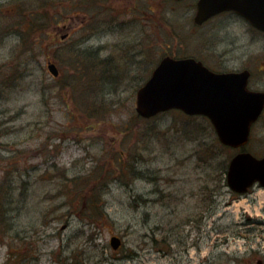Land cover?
<instances>
[{"label": "rangeland", "instance_id": "rangeland-1", "mask_svg": "<svg viewBox=\"0 0 264 264\" xmlns=\"http://www.w3.org/2000/svg\"><path fill=\"white\" fill-rule=\"evenodd\" d=\"M43 1L0 0V264H257L264 188H228L235 151L205 117L135 104L164 56L248 69L264 92V34L234 13L195 28V0H119L133 8L111 24L58 28ZM246 151L264 157V114Z\"/></svg>", "mask_w": 264, "mask_h": 264}, {"label": "water", "instance_id": "water-1", "mask_svg": "<svg viewBox=\"0 0 264 264\" xmlns=\"http://www.w3.org/2000/svg\"><path fill=\"white\" fill-rule=\"evenodd\" d=\"M228 11L264 33V0H198L194 21L202 24ZM48 70L54 77L59 74L54 64H49ZM249 76L246 70L215 73L193 59L166 57L137 90L135 110L146 119L171 109L206 116L223 145L241 148L264 109V92L248 90ZM226 183L238 194H245L255 183L264 187V157L256 158L248 152L236 154L229 162ZM110 245L117 250L120 238L113 236Z\"/></svg>", "mask_w": 264, "mask_h": 264}, {"label": "flooded vegetation", "instance_id": "flooded-vegetation-1", "mask_svg": "<svg viewBox=\"0 0 264 264\" xmlns=\"http://www.w3.org/2000/svg\"><path fill=\"white\" fill-rule=\"evenodd\" d=\"M64 0H55V2H49V1H46L44 0L43 1V8L45 7V9H43L45 12L46 10L50 9L52 6H55L58 7L57 9V14L56 16L53 18L52 20V24L54 27H62L61 25V22L64 21V20H67V21H70L71 19H74L75 18V21L76 22H79L80 21V25L78 26H84V27H87V26H91V25H96L97 24H111L113 23L114 21L110 19L111 17V13H115V12H125V11H130V9H132V4L131 6L130 5H127L125 3H120L119 0H66V1H70V3H68L67 5H64ZM173 2H176V3H181L182 1L184 0H172ZM197 3H198V0H195V13L193 15V25L195 26V28H200L202 27L204 24H206L207 22H209L210 20H212L213 18L217 17H213L209 20H207L206 22L198 25L194 22V16L196 14V11H197ZM79 4H84V5H87L85 8H86V14H83L82 15V18L79 17L78 14L74 15V16H64L63 14V11L69 9V7H71L72 10L76 9V8H79ZM25 9V8H24ZM19 10V11H15L16 8L12 7L11 10H8V12H10L11 14H14L15 12H24L23 10ZM88 10V11H87ZM108 14V16H107ZM225 14V13H223ZM222 15V14H220ZM219 16V15H218ZM97 19V20H95ZM30 23V17H26L24 19H19L18 20V24L20 25H29ZM46 24V23H45ZM47 25V24H46ZM165 57H169L171 59H174V60H184V59H193L195 60L196 62H200L202 63L204 66H206L208 69H210L211 71H213L210 67H208L202 60L200 59H196L194 57H179V58H176V57H171V56H164L160 59V61L165 58ZM159 61V62H160ZM158 62V64H159ZM157 64V65H158ZM156 65V66H157ZM155 66V67H156ZM155 69V68H154ZM153 69V70H154ZM152 70V71H153ZM244 70H248V69H243V70H238V71H232V72H241V71H244ZM216 72V71H214ZM152 73V72H151ZM251 72H250V77H249V84H250V78H251ZM264 113V112H263ZM260 188L259 185H254L252 188L249 189V191L253 190L254 188ZM205 212H201L199 213V215L197 217L194 218V223H193V229H196V227L198 228V232L199 234H201V228L203 227V222L205 221ZM198 225V226H197ZM157 242V241H156ZM254 249H252V252H253ZM260 249H257V251H259ZM261 258H256L255 261L257 262V264H264V255L262 256H259Z\"/></svg>", "mask_w": 264, "mask_h": 264}, {"label": "trees", "instance_id": "trees-1", "mask_svg": "<svg viewBox=\"0 0 264 264\" xmlns=\"http://www.w3.org/2000/svg\"><path fill=\"white\" fill-rule=\"evenodd\" d=\"M33 24V23H32ZM21 26H23V25H21ZM43 27V26H42ZM225 148V147H224ZM229 149V148H228Z\"/></svg>", "mask_w": 264, "mask_h": 264}]
</instances>
